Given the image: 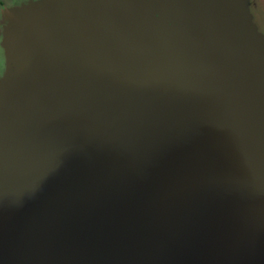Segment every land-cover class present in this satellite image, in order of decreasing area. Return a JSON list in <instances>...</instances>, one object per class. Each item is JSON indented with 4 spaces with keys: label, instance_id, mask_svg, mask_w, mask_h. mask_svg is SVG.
Listing matches in <instances>:
<instances>
[{
    "label": "water",
    "instance_id": "water-1",
    "mask_svg": "<svg viewBox=\"0 0 264 264\" xmlns=\"http://www.w3.org/2000/svg\"><path fill=\"white\" fill-rule=\"evenodd\" d=\"M244 5L5 11L0 264H264V42Z\"/></svg>",
    "mask_w": 264,
    "mask_h": 264
},
{
    "label": "rangeland",
    "instance_id": "rangeland-1",
    "mask_svg": "<svg viewBox=\"0 0 264 264\" xmlns=\"http://www.w3.org/2000/svg\"><path fill=\"white\" fill-rule=\"evenodd\" d=\"M32 1L35 2L30 3ZM45 2L46 0H4L3 3L6 8H3V18L0 19V81H6L9 84L13 80L12 72L15 67L13 60L9 58L6 51V38L11 37L14 33L13 28L9 25V21L4 18L5 11L10 8H18L26 13H35L33 16L37 17L41 13L39 11L45 7ZM243 2L245 3L244 8L251 17L255 30L260 34L264 42V0H243ZM167 18L168 14H166L164 21Z\"/></svg>",
    "mask_w": 264,
    "mask_h": 264
},
{
    "label": "flooded vegetation",
    "instance_id": "flooded-vegetation-1",
    "mask_svg": "<svg viewBox=\"0 0 264 264\" xmlns=\"http://www.w3.org/2000/svg\"><path fill=\"white\" fill-rule=\"evenodd\" d=\"M3 2H4V0H0V19L3 18V14H2L3 8H6Z\"/></svg>",
    "mask_w": 264,
    "mask_h": 264
}]
</instances>
